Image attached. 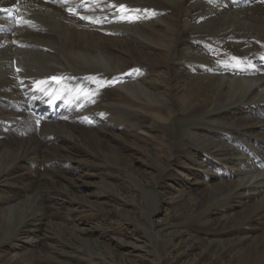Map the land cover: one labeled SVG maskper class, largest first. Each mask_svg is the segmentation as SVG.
Listing matches in <instances>:
<instances>
[{
    "label": "bare ground",
    "instance_id": "1",
    "mask_svg": "<svg viewBox=\"0 0 264 264\" xmlns=\"http://www.w3.org/2000/svg\"><path fill=\"white\" fill-rule=\"evenodd\" d=\"M10 8L19 9L20 24L0 11V187L25 176L18 160L31 162L41 141L55 160L29 165L54 167L59 172L49 185L72 193L75 177L90 176V165L75 161L86 139L76 135V125L91 129L88 142L98 151L120 132L125 146L147 151L149 161L158 163L155 182L142 185L148 207L161 206L157 180L177 182L175 170L188 172L190 189L200 190L189 215L197 222L219 217L220 232L235 237L233 251L264 255V230L256 229L264 225V3L0 0V9ZM53 76L64 83L53 86ZM26 111L45 133L25 131L26 139L5 145L4 132L22 125ZM160 138L158 149L154 140ZM47 198L58 207L74 204L59 193ZM11 203L0 195L6 208L0 211V239L23 217L28 230L19 232L18 241L42 229L34 225L31 231L36 217L28 215L42 201Z\"/></svg>",
    "mask_w": 264,
    "mask_h": 264
},
{
    "label": "rangeland",
    "instance_id": "2",
    "mask_svg": "<svg viewBox=\"0 0 264 264\" xmlns=\"http://www.w3.org/2000/svg\"><path fill=\"white\" fill-rule=\"evenodd\" d=\"M26 112L27 119H23L22 125L13 124L8 128L11 131L4 132L1 141L5 145L12 146L15 141L26 139V136L23 138L25 131L45 133L43 128L37 127L31 112ZM75 123L79 124L78 121ZM76 126L79 132L76 135L86 139H83L84 142L78 140L83 149L81 154L75 155V161L80 165H90V176L75 177L71 182L78 188L72 193H67L60 184L56 187L49 185L50 179H56L59 172L51 169L54 167L46 169L44 166L38 168L29 165L35 163V159H42L39 165L44 164L48 158L55 160L47 146L38 140L34 145L35 153L29 157L33 160H18L26 167L25 176H18L14 185H1L0 195L9 197L14 203L9 204L10 207L28 199L42 201L43 206L31 208L28 215L36 217L35 220L32 219L31 231L36 228L34 225L43 230L35 231L33 235H23L22 241H18L19 234L28 230L22 216L24 219L21 218V224L9 234L12 237L18 236L15 241L12 242L14 237L9 235L0 239V264H262L264 255L251 256L246 251L232 250L235 237L220 232L223 222L219 217L204 219L207 222L204 223L197 222L189 215L195 199L200 196V190L198 187L190 189L192 179L188 177V172L175 170L179 177L177 182L157 180L155 190L161 206L148 207L144 203L145 189L142 185H146L147 181L155 182V167L158 163L149 161L147 151L139 150L136 146H125L122 142L124 135L120 132L115 133L117 140H107L108 144H104L98 151L94 144L88 142L91 129ZM154 142L159 149L162 138L159 143L158 140ZM92 152L101 157L93 156ZM261 152L264 155V149ZM160 157L165 161V156L161 153ZM62 174L73 179L66 173ZM22 187L32 190L24 194L20 191ZM45 189L49 192L48 195ZM55 193L63 194L73 200L74 204L69 208L56 206L53 200L47 198ZM0 211H6V208L0 205ZM180 217H184L183 220L178 219ZM15 221L19 222V219ZM263 227L264 225L259 224L256 229L260 232L264 230Z\"/></svg>",
    "mask_w": 264,
    "mask_h": 264
},
{
    "label": "snow or ice",
    "instance_id": "3",
    "mask_svg": "<svg viewBox=\"0 0 264 264\" xmlns=\"http://www.w3.org/2000/svg\"><path fill=\"white\" fill-rule=\"evenodd\" d=\"M120 10H121V11H124V10H125L123 5L120 6ZM0 11H6V9H0ZM69 11L71 12L72 10L69 9ZM80 18H81V19H87L86 17H83V16H81ZM26 23H28V22H26ZM53 79H55V78H53ZM44 83H46V81H40V82H38V85H40V84H44ZM84 95H85L86 98H90V96H91V95H94V93H85ZM93 102H94V101H93Z\"/></svg>",
    "mask_w": 264,
    "mask_h": 264
}]
</instances>
